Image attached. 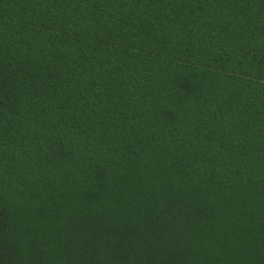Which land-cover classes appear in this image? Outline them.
I'll use <instances>...</instances> for the list:
<instances>
[{
  "label": "trees",
  "instance_id": "1",
  "mask_svg": "<svg viewBox=\"0 0 264 264\" xmlns=\"http://www.w3.org/2000/svg\"><path fill=\"white\" fill-rule=\"evenodd\" d=\"M0 264H264V0H0Z\"/></svg>",
  "mask_w": 264,
  "mask_h": 264
}]
</instances>
